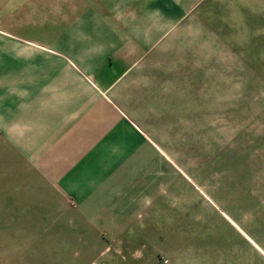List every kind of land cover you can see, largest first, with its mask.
Instances as JSON below:
<instances>
[{
	"label": "crops",
	"instance_id": "0c3cea01",
	"mask_svg": "<svg viewBox=\"0 0 264 264\" xmlns=\"http://www.w3.org/2000/svg\"><path fill=\"white\" fill-rule=\"evenodd\" d=\"M258 5L0 0V263L35 260L56 229L82 227L99 252L137 228L168 162L183 172L168 124L183 148L200 77L263 23Z\"/></svg>",
	"mask_w": 264,
	"mask_h": 264
},
{
	"label": "rangeland",
	"instance_id": "374dc122",
	"mask_svg": "<svg viewBox=\"0 0 264 264\" xmlns=\"http://www.w3.org/2000/svg\"><path fill=\"white\" fill-rule=\"evenodd\" d=\"M256 1L263 23L246 36L233 34L242 42L200 77L183 148L180 125L168 124L169 149L178 151L171 158L183 172L168 162L162 193L137 228L103 235L99 252L82 227L56 229L39 237L35 260L3 251L0 264H264V0Z\"/></svg>",
	"mask_w": 264,
	"mask_h": 264
}]
</instances>
